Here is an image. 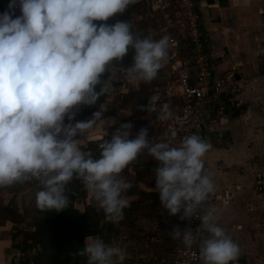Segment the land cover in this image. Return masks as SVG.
Instances as JSON below:
<instances>
[{
	"label": "clouds",
	"instance_id": "1",
	"mask_svg": "<svg viewBox=\"0 0 264 264\" xmlns=\"http://www.w3.org/2000/svg\"><path fill=\"white\" fill-rule=\"evenodd\" d=\"M19 4L21 15L13 18ZM136 0H11L0 14V187L38 181L36 207L42 212L68 207L67 184L80 179L114 223L123 219L130 206L125 193L132 184L120 173L144 149L159 162L155 169L156 191L169 215L180 219L195 216L201 221L192 229L174 227L169 233L187 248L198 244L202 264H230L240 256L239 245L217 223V209L201 212L213 192L211 174L203 157L211 145L196 134L185 137L178 147L169 141L149 142L147 128L129 139L130 124H121L111 140L98 144L99 158L84 150L77 136L90 132L104 119L106 106L87 121H76V109L95 105L112 91L117 72L130 82H151L168 56L171 37L158 40L135 36L128 22L97 24L122 13ZM132 64L114 69L128 49ZM108 72V78L103 79ZM148 112L167 113L149 99ZM67 117L68 123H65ZM86 264H114L126 253L106 245L100 237L87 238L72 254Z\"/></svg>",
	"mask_w": 264,
	"mask_h": 264
},
{
	"label": "crops",
	"instance_id": "2",
	"mask_svg": "<svg viewBox=\"0 0 264 264\" xmlns=\"http://www.w3.org/2000/svg\"><path fill=\"white\" fill-rule=\"evenodd\" d=\"M197 3L202 14L203 27L208 33V51L213 70L215 72L227 70L237 63L240 75L243 77L238 96L241 104L238 115L220 112L221 115L218 120L215 117L211 118V106L218 104L217 102L212 104L207 102L203 104L201 110L203 120L201 137L215 146V148L209 149L203 157L206 170L211 174V179L215 184L221 185L231 181L239 187L232 198L234 200H231L229 204H237L240 199L242 203L243 188L250 185V181L245 183V178L250 176L248 174L252 176L255 174L254 181L260 174L264 175V171L255 172L257 170L256 156L253 157L251 154L257 153L258 148L264 149V0H197ZM170 101L176 110V101ZM217 126L221 128L220 132L217 130L214 132ZM228 132H231L232 143L225 147L219 144L220 146L217 147L213 141V135L217 133L220 134L217 137L221 136L220 138H222V133L228 136ZM247 154L252 156V163L255 161L253 166L250 158L244 166V161L247 160L244 156ZM141 156H143L142 152ZM157 163L159 162L154 158L144 157L141 160H136L137 168L135 167L133 171L136 177L133 179H137L139 183L145 179L146 181L150 179V182H147L148 185L144 181L141 183V189L156 191L155 169L158 167ZM131 167L134 166L131 165ZM138 170H148V177L143 176L142 179L141 176L139 178ZM260 194V196L255 194L252 197L253 202H247L248 204L244 206L247 207L245 210L240 207L237 215H248V213L254 215L256 197L263 198L264 192ZM211 202H220L226 209L229 204L217 199L208 202L206 206V211L212 208L217 209V223L222 227V223L220 224L219 221L224 218V213L221 214V210H225V208L220 206L210 208ZM228 209L237 211L236 206H229ZM237 215H234V219L235 217L241 218ZM236 227L238 230H235L234 233L240 234L237 232L243 225L237 222ZM233 240L240 247L239 260L242 264H264V241L258 243L256 240L251 243L241 236H236ZM252 250L255 251L254 255L251 254Z\"/></svg>",
	"mask_w": 264,
	"mask_h": 264
},
{
	"label": "rangeland",
	"instance_id": "3",
	"mask_svg": "<svg viewBox=\"0 0 264 264\" xmlns=\"http://www.w3.org/2000/svg\"><path fill=\"white\" fill-rule=\"evenodd\" d=\"M5 4L6 7L9 6L11 3L10 0H2ZM16 9H18L16 7ZM127 12V13H126ZM122 12L119 14L120 17L122 16H127V14L130 16L129 21L135 24V26H138L139 20L138 18L134 16L131 17V14L126 11ZM144 15L146 19V24L143 26V29L147 32H144L146 36H150L149 30H147L149 27H151L154 23L153 18L151 15L148 13V10L145 8L144 9ZM144 19V20H145ZM163 37V36H161ZM160 37V38H161ZM143 38V37H142ZM155 40V37H154ZM163 67L159 70L158 75L155 79H153L151 82H147L145 84L146 89L153 90V92L157 93L156 95V104L157 108H162L163 105L168 106V111L167 113H159L158 111H153V112H148L147 111V106H148V101L144 99L145 94H137L135 91L138 90L140 83L142 81H135V82H130L125 76H123L121 73L117 72V78L111 85L112 91L109 93L110 98H115L116 100H125L127 102V105L129 107H125L122 103H117V115L114 117H103L104 119L111 118L114 120V123L111 126H105L103 121H100L96 124V126L88 132L86 135L82 136L81 138H78L79 145L83 148L88 140L95 139V138H101V135H113L116 131L117 128L120 127L121 124H130L131 128L129 129L130 136L129 139H134L136 138L139 130L141 128H147L148 130V137L147 139L149 142H160V141H169L172 146L177 147V144L175 142V135L172 137V133L170 134V125L174 123V113H175V106L171 104L172 99H168L164 97V88L167 84L168 81L171 80L170 76V70L169 67H167V63L164 61ZM119 68L114 67V71ZM130 94H127V93ZM126 94V95H125ZM112 100V99H111ZM146 100V102H145ZM211 104L213 101L210 102ZM214 105V104H213ZM211 106V115L210 117L215 119L219 118L221 113L218 110L217 104L214 106ZM214 107V109H213ZM215 111V112H214ZM218 111V112H217ZM219 114V115H216ZM223 114V113H222ZM216 130L220 132L221 128L219 126L216 127ZM168 131V134H167ZM202 132V131H201ZM217 132V133H218ZM225 132V131H224ZM214 134V143L216 144L217 147L220 145L225 147L228 144L232 143V136L231 132H228V136L225 135V133H222V138L220 134ZM202 138V137H201ZM219 138V139H218ZM209 144L210 142L207 141ZM220 144V145H219ZM211 145V144H210ZM257 146V144H256ZM211 148H215V146L211 145ZM210 148V149H211ZM143 156H141V153L138 154L137 158L132 161L128 166H126L120 175L126 179L129 178L131 180H135V167H131V164L135 163L137 159L141 160L144 157L147 158H153L147 151V149H144L142 151ZM254 156H256V163H257V170L255 172L259 171H264V149L258 148L257 153H251ZM141 156V159H140ZM238 156V155H237ZM233 157V156H232ZM247 160L244 161V166L247 164L248 159L250 158V162L252 163V156H249L248 154L244 156ZM230 158V156H229ZM233 159V158H232ZM235 160V158H234ZM237 160V159H236ZM157 161V160H156ZM158 162V161H157ZM255 161H253L254 163ZM252 163V166H253ZM159 166V163L156 164ZM249 168V167H248ZM153 175V174H152ZM247 178H245V183H248L250 181V185L247 187L245 186L243 188V194L242 197V203L241 199L239 203H232L229 204V202L232 200L234 193L238 191V188L235 184L231 183V181H228L227 183L225 182L224 184H221L220 186L224 187H232V195L230 196L228 202L227 209L226 207L222 206L220 202H211L210 203V208L211 207H223L225 210H221V214L224 213V218L219 221V223H222V227L225 229V232L228 236H230L232 239L234 237H243V239L251 241V243L257 242L262 243L264 241V194L263 198L259 197L261 192L263 191H258L257 188L255 187V174L253 176L251 174H248ZM144 177H148V170L142 171V179ZM145 179V178H144ZM80 180V179H79ZM137 181V180H135ZM146 184L147 182H150V179L143 180ZM139 184V187L142 188V182ZM143 182V183H144ZM80 184L85 187L84 183L80 180ZM148 185V184H147ZM219 185V184H218ZM87 189V188H86ZM241 189V188H240ZM239 189V190H240ZM8 190V189H7ZM88 191V197H90L91 193L89 190ZM256 195H259L256 197V208H255V214L253 215L252 213H248V215H237L239 208L243 207L242 210H245L247 207L246 206L248 203L247 202H253L252 197ZM87 197V198H88ZM8 192H0V202H7L9 200ZM87 198L85 199V202H88ZM136 198V199H135ZM128 200H138L139 203V208H137L134 213L131 215V219L127 220L124 228H123V238L125 237L126 239V244L129 245V254L125 255L122 259L121 258H114V264L120 263V264H154V261L156 264H159L158 259H162L165 256L169 258L168 256V248L170 246V243L172 242V238L169 235V233L172 231V229L176 226L179 227L180 223V214L176 215H169L168 210L164 209L161 204L154 203L153 201H145L140 199L139 197L136 196H131L127 197ZM221 200V199H218ZM234 200V199H233ZM232 200V201H233ZM17 205V206H16ZM12 209L7 210L5 213L0 214V264H19V259H18V254L21 251L15 250L11 248V237L12 234L14 233V227L16 226L18 229L22 230H28L31 228L30 221L25 219V217L22 214V211L20 210V206L16 204ZM243 205V206H241ZM82 208L84 207V204L80 205ZM229 206H236L237 211H234L228 209ZM232 209V207H231ZM143 212L145 214V217L143 219H137V215L140 214V212ZM206 211V210H205ZM234 215L241 216V218L237 219ZM158 217L159 219L152 223V219L154 217ZM240 220V221H238ZM256 221V223H255ZM240 222L243 227L239 229L236 234L234 233L235 230L237 231L236 223ZM137 235L138 239L139 237H146L145 243L150 244V247L148 251H141L139 245L133 246L131 242H133V239L131 236ZM91 238V237H90ZM148 239H150V242H148ZM260 239V241H259ZM242 246L244 244L242 243ZM255 251H251V254H255ZM260 252V251H259ZM258 252V253H259ZM241 253V252H240ZM257 253V254H258ZM163 254V255H162ZM157 257V259H156ZM159 257V258H158ZM234 264H242L240 262L239 257L237 258V261H233ZM231 262V264H233Z\"/></svg>",
	"mask_w": 264,
	"mask_h": 264
},
{
	"label": "trees",
	"instance_id": "4",
	"mask_svg": "<svg viewBox=\"0 0 264 264\" xmlns=\"http://www.w3.org/2000/svg\"><path fill=\"white\" fill-rule=\"evenodd\" d=\"M17 8L18 9H14L13 18L21 15L18 3ZM145 8L143 4L135 3L128 6L125 12L128 11L131 17L135 15L137 18L138 15L143 14ZM5 11H9V8L0 0V14H3ZM119 14L120 13L114 14V16L110 17L106 22L96 21L95 23L115 24L118 21L120 22L117 18ZM144 19L145 18L137 22V27L134 23H130L131 30L135 36L141 38L147 37L143 32V26L146 24V19ZM133 55L134 50L129 47L127 55L122 61L114 62V67L120 69L131 66ZM108 75L109 73L106 72L102 78L107 79ZM146 83L147 82H141L135 93H144V99H146L149 104V99L155 97L157 93H154L153 90L149 88L146 89ZM127 94L130 93L128 92ZM117 103H122L125 107H129L125 100H116L115 98H110L109 94H107L101 96L95 105H81L75 110V119L71 122L75 123L76 121H87L91 119L92 114L100 110V105L107 107L106 111L103 112V117L116 116ZM239 113L238 111L236 115ZM68 122L66 117L65 123ZM78 138H81V136L76 137V139ZM111 138V135H102L101 138L88 140L83 149L91 151L94 158H99L100 153L97 147L98 144L102 142L103 139L111 140ZM131 165L136 167L135 163ZM141 172L140 170L137 171L139 178L142 176ZM125 180L132 184V187L125 193V197L135 195L146 202L153 201L154 203L160 204L158 191L141 189L137 179H135L137 181L129 178ZM40 190H42V185L35 180L25 183H16L12 186L0 187V192H8V196L10 197L7 202H0V214L5 213L18 204L23 216L30 221L31 225L30 229L22 231L16 226H13L14 233L11 237V248L21 251L18 256L20 261L19 264H86V258L73 256L72 254L83 248L87 238H94L97 236L102 238L106 245L121 247L124 249L126 255L129 254V245L126 244V239L125 237L123 238L122 231L127 220L131 219L132 213L139 208L138 200H129L130 206L123 210V219L114 223L105 216L103 210L99 208L98 202L92 197V194L88 197L87 189L80 184L78 178L74 177L67 184L65 194L68 196L69 204L66 209L59 212L55 210L42 212L37 209L36 193ZM86 198L88 202H85ZM81 204H84L83 208L80 206ZM136 217L137 219H143L145 214L141 211ZM158 219L159 218L155 216L154 219H152V223L156 222ZM131 238L133 239V242H131L133 246L139 245L141 251H148L150 244L145 243V236L139 237L140 239H138L137 235H133ZM148 242H150V239H148ZM174 242L175 240H172L170 243L167 250L168 256ZM168 259L169 258L165 256L162 259H158V262H160L159 264H168ZM154 264H156L155 261Z\"/></svg>",
	"mask_w": 264,
	"mask_h": 264
},
{
	"label": "built area",
	"instance_id": "5",
	"mask_svg": "<svg viewBox=\"0 0 264 264\" xmlns=\"http://www.w3.org/2000/svg\"><path fill=\"white\" fill-rule=\"evenodd\" d=\"M136 3L143 4L154 20L153 25L147 29L152 33V39H160L164 35L171 37L168 56L164 61L169 67L171 80L167 82L163 92L165 91L164 97L177 103L174 123L169 127L172 137L175 135V142L180 145L185 137L192 134L201 137V110L207 102H217L218 110L222 113L235 115L240 111L238 96L243 77L238 64L220 72L213 70L208 51V33L203 27L197 0H136ZM129 17L128 14L117 16L120 22L130 24L132 22L128 20ZM137 18L139 21L145 18L144 13ZM205 171L207 172L206 167ZM213 184L214 190L202 205L201 212L206 210L208 202L217 199L228 202L232 195V187ZM255 185L258 191L264 190V175L260 174L256 178ZM200 223L195 216L180 219L179 228L182 231L190 228L195 234ZM168 264H202L198 244L187 248L182 241L175 240Z\"/></svg>",
	"mask_w": 264,
	"mask_h": 264
},
{
	"label": "water",
	"instance_id": "6",
	"mask_svg": "<svg viewBox=\"0 0 264 264\" xmlns=\"http://www.w3.org/2000/svg\"><path fill=\"white\" fill-rule=\"evenodd\" d=\"M242 259H245V258H242Z\"/></svg>",
	"mask_w": 264,
	"mask_h": 264
}]
</instances>
